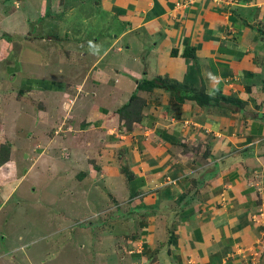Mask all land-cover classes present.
Here are the masks:
<instances>
[{
    "label": "crops",
    "instance_id": "0c3cea01",
    "mask_svg": "<svg viewBox=\"0 0 264 264\" xmlns=\"http://www.w3.org/2000/svg\"><path fill=\"white\" fill-rule=\"evenodd\" d=\"M32 8L35 39L55 40L63 52L53 61L63 69L29 70L17 90L30 97L35 75L37 116L55 112L54 133L63 128L74 147L96 149L84 171L60 161L58 173L115 200L100 211L122 238L112 264H264V0H34ZM45 16L63 23L45 26ZM101 21L99 35L85 27ZM13 64L21 70L19 60ZM60 72L64 79L55 78ZM158 78L217 99L199 105L161 82L146 84ZM62 92L69 94L58 104ZM91 92L98 99L86 110ZM132 94L128 109L139 119L129 124L117 109ZM57 143L50 136L35 144V155ZM7 151L0 164L5 197L17 182ZM95 173L103 184L92 188ZM115 175L123 192L110 191Z\"/></svg>",
    "mask_w": 264,
    "mask_h": 264
},
{
    "label": "rangeland",
    "instance_id": "374dc122",
    "mask_svg": "<svg viewBox=\"0 0 264 264\" xmlns=\"http://www.w3.org/2000/svg\"><path fill=\"white\" fill-rule=\"evenodd\" d=\"M33 1H28L29 6H19L20 0H0L1 9L8 6L6 15L0 12V120L3 119L0 121V154L4 155L9 148V158L17 163H14L17 182L9 185V188L13 187L6 197L0 192V264H112L120 256L118 251L122 238L117 234L118 228L110 227L112 224L109 223L107 213L103 220L100 211L104 208V203L107 206L106 201L110 204L115 200L109 201L105 190L95 192L88 188L86 191L84 184L79 186L80 182H74L66 170L64 176L58 173L60 161L76 167L74 173L84 171L96 149H89L83 143L74 147L63 128L54 133L58 124L53 119L55 112L46 115L45 120L37 116L35 100L39 95L35 94V75H31L34 88L30 90V97L23 90H17L18 87L21 88L19 80L22 77L29 78L32 74L27 72L29 70H33L35 74L36 68L38 73L40 71L47 74L48 69L56 74V69H63L58 68L61 62L53 61L57 57L55 53L63 52L54 47L55 40L45 44L44 39H35V28L32 27L35 24L32 22L35 20ZM18 6L19 10L16 9ZM25 8L27 10L23 11ZM78 13L84 15L78 11L76 16H80ZM1 15L5 17L1 18ZM43 20L45 26H55L56 23L60 26L63 23L62 19L57 21L46 16ZM102 21L100 24L96 22L94 27L91 24L85 27L89 31L92 28L90 32L99 35L102 33V26L106 27ZM24 34L29 35L24 37ZM78 46L82 44L79 43ZM71 48L75 47L66 46L65 49L73 54L75 49L72 51ZM16 60H19L21 67L19 71L13 69ZM7 66L11 68L6 69ZM61 74L62 72L55 78H62ZM41 77L44 79L43 74L39 75ZM66 86L69 89V85ZM13 93H17V96L10 99ZM70 93L73 95L72 91ZM92 93L83 100L88 101L86 110L98 99ZM68 94L69 92L60 93L56 96V102L60 104ZM39 100L43 99L39 97ZM85 109L82 111L84 114ZM10 121H13L14 131L9 125ZM77 128L75 126L73 132ZM50 136L55 137L57 146L47 144L45 147L48 151L44 149V153L35 155L39 150H35V144L44 146ZM73 137L76 140L78 135ZM60 154L64 157H60ZM76 157L79 158L77 163L74 161ZM8 167L10 168V164L5 166L6 169ZM6 173L13 174V170ZM117 175L113 176L116 182L110 187L111 193L124 191L122 185H117L122 179L120 177L116 180L115 178H119ZM93 179L96 183L92 188L103 184L100 177ZM83 181L82 177L81 183ZM113 196L118 200L125 198L124 194L119 193ZM108 213L111 216V211ZM116 234L117 237H114Z\"/></svg>",
    "mask_w": 264,
    "mask_h": 264
},
{
    "label": "trees",
    "instance_id": "16d2710c",
    "mask_svg": "<svg viewBox=\"0 0 264 264\" xmlns=\"http://www.w3.org/2000/svg\"><path fill=\"white\" fill-rule=\"evenodd\" d=\"M159 82H161L162 84H166L167 86L172 87L175 90H178L180 92H183L184 94L182 95V98L193 99L199 105H206L208 103H211L212 101H215V99H217L215 97L208 96V95L204 94L201 91L191 90L190 93L188 92L186 94V88H185L186 86L185 85H181V84H178V83H175L173 81L166 80V79H160V78H158V79H154V80H149V81L146 82V84L150 85L149 87H151V86L158 85ZM140 86H141L140 82L137 83V88H140ZM222 98L220 97V99H222ZM179 99H181V98H179ZM135 101H136V95H133L132 94L131 97H130L129 102H127L122 107H120V108L117 109V112L119 113V117H120V115H124V119L127 120L126 123H129L130 124L131 121H138V119H139V111L134 112L131 109H128L132 104L135 103ZM4 160H5V155H1L0 154V164Z\"/></svg>",
    "mask_w": 264,
    "mask_h": 264
},
{
    "label": "built area",
    "instance_id": "2783aa9c",
    "mask_svg": "<svg viewBox=\"0 0 264 264\" xmlns=\"http://www.w3.org/2000/svg\"><path fill=\"white\" fill-rule=\"evenodd\" d=\"M224 2H228V3H235V2H238L239 0H223ZM176 5H179V3H176ZM259 216H262V213L260 212L259 214H251V220L252 221H258L259 220Z\"/></svg>",
    "mask_w": 264,
    "mask_h": 264
},
{
    "label": "clouds",
    "instance_id": "9594fccd",
    "mask_svg": "<svg viewBox=\"0 0 264 264\" xmlns=\"http://www.w3.org/2000/svg\"><path fill=\"white\" fill-rule=\"evenodd\" d=\"M239 2V1H238ZM178 3V2H177Z\"/></svg>",
    "mask_w": 264,
    "mask_h": 264
}]
</instances>
